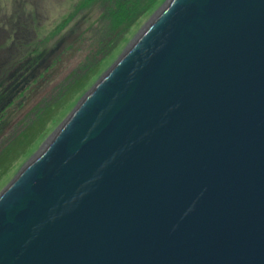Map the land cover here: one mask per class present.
Instances as JSON below:
<instances>
[{
	"label": "water",
	"instance_id": "obj_1",
	"mask_svg": "<svg viewBox=\"0 0 264 264\" xmlns=\"http://www.w3.org/2000/svg\"><path fill=\"white\" fill-rule=\"evenodd\" d=\"M128 47L0 192V264H264V0Z\"/></svg>",
	"mask_w": 264,
	"mask_h": 264
},
{
	"label": "rangeland",
	"instance_id": "obj_2",
	"mask_svg": "<svg viewBox=\"0 0 264 264\" xmlns=\"http://www.w3.org/2000/svg\"><path fill=\"white\" fill-rule=\"evenodd\" d=\"M167 1L0 0V81L13 76L15 94L0 122V192Z\"/></svg>",
	"mask_w": 264,
	"mask_h": 264
},
{
	"label": "flooded vegetation",
	"instance_id": "obj_3",
	"mask_svg": "<svg viewBox=\"0 0 264 264\" xmlns=\"http://www.w3.org/2000/svg\"><path fill=\"white\" fill-rule=\"evenodd\" d=\"M14 100L13 76H10L6 85L0 87V122L4 121L7 110L13 105Z\"/></svg>",
	"mask_w": 264,
	"mask_h": 264
},
{
	"label": "trees",
	"instance_id": "obj_4",
	"mask_svg": "<svg viewBox=\"0 0 264 264\" xmlns=\"http://www.w3.org/2000/svg\"><path fill=\"white\" fill-rule=\"evenodd\" d=\"M122 1L130 2L131 0H121V1L118 0V2H122ZM74 82H75V85H74V83H73V85H74V89L76 90V87H77V86H76V84H77V80H75ZM5 85H6V80H5V81H0V87L5 86ZM73 85H72V87H73ZM70 89H71V88H70ZM63 95H64V94H63ZM48 109H49V107L46 108L47 111H48ZM46 110H44L43 113H45ZM46 113H47V112H46ZM41 118H42V117L39 116V119H41ZM40 121H41V120H39V122H40ZM45 122H46V121H45ZM37 123H38V122H37ZM40 123H41V122H40ZM34 124H35V123H34ZM34 124H33V125H34ZM33 125H32V126H28V127H30L31 129H34L35 125H34V126H33ZM28 127H27V128H28ZM27 128H26V129H27ZM36 128H37V127H36ZM28 129H29V128H28ZM28 129H27V130H28ZM31 129H29V130H31ZM25 132H26V131H25ZM26 137H27V136H26ZM28 139H29V138H28ZM28 139H27V140H28ZM16 141H17V140H16ZM24 142H25L24 140H21V141H19V144H20V143H24Z\"/></svg>",
	"mask_w": 264,
	"mask_h": 264
},
{
	"label": "bare ground",
	"instance_id": "obj_5",
	"mask_svg": "<svg viewBox=\"0 0 264 264\" xmlns=\"http://www.w3.org/2000/svg\"><path fill=\"white\" fill-rule=\"evenodd\" d=\"M128 48H129V47H128ZM71 112H72V111H71ZM71 112H70V113H71ZM70 113H69V114H70Z\"/></svg>",
	"mask_w": 264,
	"mask_h": 264
}]
</instances>
